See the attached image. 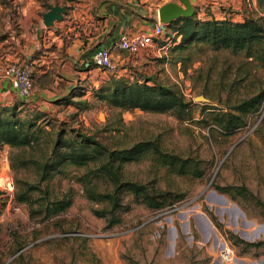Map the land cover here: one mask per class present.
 Segmentation results:
<instances>
[{"label":"rangeland","instance_id":"374dc122","mask_svg":"<svg viewBox=\"0 0 264 264\" xmlns=\"http://www.w3.org/2000/svg\"><path fill=\"white\" fill-rule=\"evenodd\" d=\"M116 1L122 0H0V39H6L5 44H10L12 55L17 58L0 59V64L33 59L30 46L40 41L39 31L46 28L42 13L51 5L65 6L62 19L52 26H56L57 35L67 37L82 33L84 26L86 33L93 34L104 19L99 8ZM167 1L170 0H136L135 4L137 10L145 13L150 7L152 20L157 16L158 5ZM208 3L209 0H196L193 14L215 17L222 9L225 13L219 19L232 16L239 20L246 14H256L262 16L264 23V10L256 0L250 4L247 0L235 12L231 6H220V2L212 12ZM167 24H163V33L155 44L131 56L134 63L128 62L126 78L130 82L173 84L191 102V118L181 120L170 113L139 108H111L94 95L104 82L102 79L97 85L76 84V91L70 90L61 100L51 103L37 121L81 129L110 149H128L138 141L153 140L163 151L201 159L204 175H178L154 163L149 153L124 163L121 171L126 177L167 191L171 201L152 209L126 193L124 205L118 210L120 221L107 226V218L93 212L103 204L89 200L81 183L75 180V175L84 169L68 167L66 176L53 175L42 186L47 184L54 192L71 188L73 202L63 212L45 217L44 213L35 212L37 204L30 207L14 198L18 188L27 182L40 186L39 171L31 163H20L30 154L3 145L2 264H264V248L246 245L264 239V99L258 110L245 115V125L234 134L213 138L203 127L207 124L203 117L224 107L223 101L236 103L263 90L264 68H258L242 52L213 50L202 43L176 48L179 38ZM116 63L119 72L123 66ZM36 93L34 85L30 101H18V117L37 110L31 103ZM199 95L206 99L195 100ZM43 155L39 147L31 157ZM7 175L14 179L12 198L6 195L2 184ZM226 184H244L252 195L231 198L214 187ZM20 245L25 247L17 250ZM227 248L231 251L229 260L223 258Z\"/></svg>","mask_w":264,"mask_h":264},{"label":"trees","instance_id":"16d2710c","mask_svg":"<svg viewBox=\"0 0 264 264\" xmlns=\"http://www.w3.org/2000/svg\"><path fill=\"white\" fill-rule=\"evenodd\" d=\"M256 1L257 6L264 10V0ZM166 27L175 31L179 38L176 48L202 43L213 50L242 52L258 68H264V23L260 15L246 14L242 19L234 20L232 16L222 19L213 16L201 18L194 13L174 19ZM130 59L131 56L128 62H131ZM178 61L183 60L179 58ZM77 87L70 90L76 91ZM94 93L97 99L121 111L139 108L148 112L170 113L184 120L191 118L193 110L191 102L173 84L157 81L149 84L148 81L138 80L130 82L126 78V71L108 75ZM65 95L54 101L61 100ZM263 99L264 89L236 103L223 101L224 107L211 110L206 118L203 117L207 122L203 127L208 128V135L213 138L234 134L245 125V115L258 110ZM17 105L0 106V148L8 145L18 149L21 154H30L20 163L25 166L31 163L39 171L40 186L27 182L24 187L18 188L14 198L30 207L37 204L35 212L44 213L45 217L63 212L73 202L74 193L71 188L54 192L49 190L47 184L42 186V182L53 175L66 176L68 167L84 169L75 175V180L81 183L83 193L89 200L103 204L101 208H94L93 212L106 217L107 226L120 221L118 210L124 205L123 197L126 193L152 209L165 206L171 201L167 191L149 188L144 182L126 177L121 171L124 163L144 158L149 153L154 163L169 168L173 173L191 178L204 175L205 168L201 159L163 151L153 140L138 141L128 149H110L81 129L68 128L62 124L39 123L37 120L44 116V110L39 108L18 117ZM39 147L44 155L31 157L32 152ZM98 180H101L102 186ZM214 187L231 198L252 195L244 184ZM246 245L264 248V239ZM24 247L20 245L17 250Z\"/></svg>","mask_w":264,"mask_h":264},{"label":"crops","instance_id":"0c3cea01","mask_svg":"<svg viewBox=\"0 0 264 264\" xmlns=\"http://www.w3.org/2000/svg\"><path fill=\"white\" fill-rule=\"evenodd\" d=\"M190 1L193 5H196V0ZM246 1L209 0L208 4H210L209 7L212 12L218 9L219 2L220 6L225 8L231 6V9L233 8L232 10L235 12V9H239L243 3L245 5ZM248 2L249 4L254 3V0H248ZM135 3L136 0H122L103 4L99 8V12L102 13L104 19L93 34L85 32L86 26L83 27L82 33H71L72 36L67 37L57 35L54 32L56 26L46 27L43 32L39 31L40 41L36 40L30 46V52L33 51L32 60L36 66L34 85L37 90L36 95L31 98L32 105L45 110L56 98L67 94L76 84L82 86L84 83L91 82L97 85L100 80L106 79L108 77L106 72L93 63V55L96 50L100 47L112 46L123 34L150 30L157 19L156 15L153 16L152 20L150 19V7L148 8L149 13H145L144 10H137V4ZM208 11L210 10L208 9ZM224 13L220 9L219 12L214 14L217 18L223 17ZM5 43L6 39H0V59L17 60L12 55L10 44ZM26 51L25 48V53ZM120 56H122L121 59ZM129 58L130 55L124 52L114 55V59L123 66L119 70V74L124 73L123 71L129 64ZM18 101L26 103L30 99L19 95L6 78L0 77V106H10L19 103Z\"/></svg>","mask_w":264,"mask_h":264},{"label":"built area","instance_id":"2783aa9c","mask_svg":"<svg viewBox=\"0 0 264 264\" xmlns=\"http://www.w3.org/2000/svg\"><path fill=\"white\" fill-rule=\"evenodd\" d=\"M163 33V24L156 19L150 30L133 34H123L110 47H100L93 55V63L107 75L118 72L114 55L120 52L133 56L149 48L156 43ZM34 71L35 62L26 60L24 62L8 61L0 64V77L6 78L19 95L30 98L34 93ZM6 195L13 197L14 182L12 176H5L2 180ZM230 249L223 251V258L230 259Z\"/></svg>","mask_w":264,"mask_h":264},{"label":"water","instance_id":"95a60500","mask_svg":"<svg viewBox=\"0 0 264 264\" xmlns=\"http://www.w3.org/2000/svg\"><path fill=\"white\" fill-rule=\"evenodd\" d=\"M65 11L64 5H51L48 10L42 13V22L46 27L52 26L55 21L61 20ZM194 12V6L190 0H170L157 9L158 20L167 24L181 16H191ZM206 99L199 95L195 100Z\"/></svg>","mask_w":264,"mask_h":264}]
</instances>
